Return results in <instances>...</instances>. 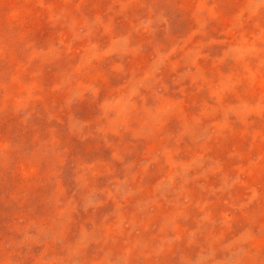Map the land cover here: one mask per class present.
Segmentation results:
<instances>
[{"label": "rangeland", "instance_id": "rangeland-1", "mask_svg": "<svg viewBox=\"0 0 264 264\" xmlns=\"http://www.w3.org/2000/svg\"><path fill=\"white\" fill-rule=\"evenodd\" d=\"M0 264H264V0H0Z\"/></svg>", "mask_w": 264, "mask_h": 264}]
</instances>
